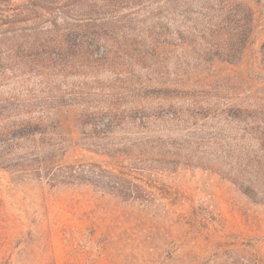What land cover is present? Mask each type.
Segmentation results:
<instances>
[{"label":"rangeland","instance_id":"obj_1","mask_svg":"<svg viewBox=\"0 0 264 264\" xmlns=\"http://www.w3.org/2000/svg\"><path fill=\"white\" fill-rule=\"evenodd\" d=\"M50 1L0 26V264H264V0Z\"/></svg>","mask_w":264,"mask_h":264},{"label":"trees","instance_id":"obj_2","mask_svg":"<svg viewBox=\"0 0 264 264\" xmlns=\"http://www.w3.org/2000/svg\"><path fill=\"white\" fill-rule=\"evenodd\" d=\"M63 1L65 0H57V5H62ZM3 2L11 3L12 0H0V4ZM50 0H26L22 7L17 8L16 12L10 17H4L0 15L2 18H0V21H2L1 25L5 24H14L25 20H31L37 18L38 11L45 9V6L47 4H50ZM100 12H97L95 10H92L89 15L90 17H94L95 15H100ZM7 31V30H6Z\"/></svg>","mask_w":264,"mask_h":264}]
</instances>
